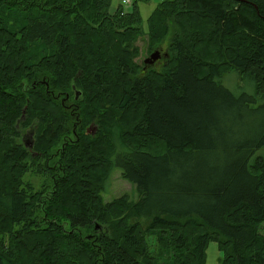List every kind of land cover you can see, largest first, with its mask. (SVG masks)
I'll use <instances>...</instances> for the list:
<instances>
[{"label":"trees","instance_id":"1","mask_svg":"<svg viewBox=\"0 0 264 264\" xmlns=\"http://www.w3.org/2000/svg\"><path fill=\"white\" fill-rule=\"evenodd\" d=\"M109 9L0 0V264H205L209 242L264 264V0H162L158 69L126 53L136 6ZM231 71L261 103L218 82ZM113 171L135 200L104 201Z\"/></svg>","mask_w":264,"mask_h":264},{"label":"rangeland","instance_id":"2","mask_svg":"<svg viewBox=\"0 0 264 264\" xmlns=\"http://www.w3.org/2000/svg\"><path fill=\"white\" fill-rule=\"evenodd\" d=\"M162 0H138L135 4V0H129V2H126V0H110V9L109 11L112 13L122 10L123 12H132L134 5L137 8V11L139 13L140 19H141V27L142 32L138 39L134 42H131L128 47V51L126 53H129V58L140 68H145L144 60L153 52L159 51V59L149 68H156L158 69L161 66V63L164 62V56L167 54V44L168 40L165 39L164 43L160 45L159 48L157 47H150L148 48V32H149V18L153 14V12L157 9V7L160 5ZM164 38V37H163ZM157 48V49H156ZM108 54H111V50L108 49ZM133 54H136L132 57ZM163 58V62H162ZM223 75V74H222ZM218 82L225 87L227 90H229L232 94H234L236 97L240 96L241 94L246 96H253L255 98V88L252 80L248 77H241L237 72L231 71L228 73H225L221 78H219ZM111 99V98H110ZM257 100L256 103H249L251 107L256 106L257 104L261 103L262 100L258 96L255 98ZM112 102H114L113 99H111ZM121 121L125 124H127V121H125L124 117L121 116ZM88 126L87 128L89 129ZM93 128V127H92ZM90 133H92V130H88ZM97 131V130H96ZM27 133V132H24ZM32 137V136H31ZM30 136L27 133L25 139L23 140V143L26 145H30L29 141ZM102 146H104L108 151H110L109 144L100 143ZM147 149L150 151V153H161L164 149L163 144L159 142H149L148 146H146ZM258 154L264 155V147L260 149ZM27 181V179H24ZM33 183L37 187L39 185V179L35 178L32 179ZM121 196H124L131 200H135L137 195L135 191V187L132 186L129 182L126 180H123L118 171H113L109 182L106 186V193L103 194L104 201H112L116 198H119ZM259 233L264 236V224L261 225ZM205 257L206 262L205 264H219V262L223 258V252L218 249V246L215 242H209L207 244L206 250H205Z\"/></svg>","mask_w":264,"mask_h":264},{"label":"water","instance_id":"3","mask_svg":"<svg viewBox=\"0 0 264 264\" xmlns=\"http://www.w3.org/2000/svg\"><path fill=\"white\" fill-rule=\"evenodd\" d=\"M159 51H155L152 54H150L145 60H144V65L145 68L148 66H151L155 63V61L159 58ZM79 97V92L75 91V99H78ZM77 120V118H76ZM91 127H89L88 130H92V134L96 131V127H93L92 125H90ZM93 127V128H92ZM25 147H29V149L32 147V143H30V145H26L24 144Z\"/></svg>","mask_w":264,"mask_h":264},{"label":"built area","instance_id":"4","mask_svg":"<svg viewBox=\"0 0 264 264\" xmlns=\"http://www.w3.org/2000/svg\"><path fill=\"white\" fill-rule=\"evenodd\" d=\"M126 2H129V0H126Z\"/></svg>","mask_w":264,"mask_h":264},{"label":"flooded vegetation","instance_id":"5","mask_svg":"<svg viewBox=\"0 0 264 264\" xmlns=\"http://www.w3.org/2000/svg\"><path fill=\"white\" fill-rule=\"evenodd\" d=\"M159 57H160V56H159ZM158 59H159V58H158ZM158 59H157V60H158ZM157 60H156V61H157ZM156 61H155V62H156Z\"/></svg>","mask_w":264,"mask_h":264}]
</instances>
